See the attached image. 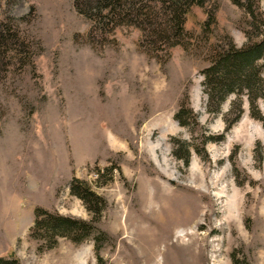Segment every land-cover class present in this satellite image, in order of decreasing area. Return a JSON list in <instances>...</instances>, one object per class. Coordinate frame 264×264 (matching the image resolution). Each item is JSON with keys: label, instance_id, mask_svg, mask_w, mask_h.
I'll return each instance as SVG.
<instances>
[{"label": "rangeland", "instance_id": "rangeland-1", "mask_svg": "<svg viewBox=\"0 0 264 264\" xmlns=\"http://www.w3.org/2000/svg\"><path fill=\"white\" fill-rule=\"evenodd\" d=\"M250 1L254 17L192 6L185 47L156 56L133 27L92 32L73 0H0L26 46L0 67L2 264H264V101L218 107L203 77L216 52L262 39ZM37 209L93 231L47 239Z\"/></svg>", "mask_w": 264, "mask_h": 264}, {"label": "trees", "instance_id": "trees-1", "mask_svg": "<svg viewBox=\"0 0 264 264\" xmlns=\"http://www.w3.org/2000/svg\"><path fill=\"white\" fill-rule=\"evenodd\" d=\"M73 3L78 14L90 21L92 32L111 35L117 27H133L141 33L139 47L157 56L175 46L185 47L186 16L192 6L203 8L206 0H73ZM232 3L254 17L253 3L250 0H232ZM13 21L14 19L9 22L13 24ZM213 24L215 15L210 11L203 27L209 29ZM262 24L264 26V22ZM19 40L13 26L0 23V67L5 65L8 58L24 55L23 47L26 46ZM257 62H261L258 67L255 65ZM263 70L264 35L259 42L249 43L241 48L230 44L226 50L216 52L210 65L204 70L208 99L212 101L217 98L219 107L229 95L239 96L245 92L249 105L255 109L257 100L264 101V78H261ZM177 117H181L180 113ZM253 117L264 127V117L258 111ZM71 189L83 201L86 198H98L91 192L81 194L74 186ZM93 228L91 223L85 221L51 214L42 209L35 211L33 233L41 229L49 234L47 239L62 236L80 243L91 235ZM98 261L101 263L100 259ZM1 262L2 260L0 264Z\"/></svg>", "mask_w": 264, "mask_h": 264}]
</instances>
